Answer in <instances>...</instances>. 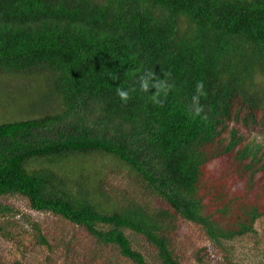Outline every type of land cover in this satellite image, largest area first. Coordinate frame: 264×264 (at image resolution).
Listing matches in <instances>:
<instances>
[{"label": "trees", "instance_id": "1", "mask_svg": "<svg viewBox=\"0 0 264 264\" xmlns=\"http://www.w3.org/2000/svg\"><path fill=\"white\" fill-rule=\"evenodd\" d=\"M251 129L264 131V0H0V237L22 228L44 257L0 264H75L59 220L95 241L86 264H150L130 234L182 264L180 220L214 248L255 232L264 144Z\"/></svg>", "mask_w": 264, "mask_h": 264}, {"label": "rangeland", "instance_id": "2", "mask_svg": "<svg viewBox=\"0 0 264 264\" xmlns=\"http://www.w3.org/2000/svg\"><path fill=\"white\" fill-rule=\"evenodd\" d=\"M3 80L1 84L6 85L11 89L14 84L19 83L16 78L12 76ZM248 138H254L264 144V131L262 129H251L248 133ZM216 166L211 165V170H215ZM210 180L219 179L222 184L225 180L230 184L234 183L231 175L218 177L216 171L208 172ZM263 179H260V188L263 189ZM259 188V190H260ZM9 201L18 205L25 214L36 219H44V214H37L31 211L24 200L18 198H9ZM154 203V201H152ZM52 219V218H51ZM53 220V219H52ZM56 220V219H55ZM58 220V219H57ZM60 228L64 229L68 235V239L71 240V252L70 256L75 261V264H86V258L95 253L97 245L93 238L82 228L69 225L66 222L60 223V220L56 222ZM23 231L22 228L18 230ZM16 236L19 239L20 233ZM24 232L25 244L28 245V250L25 249L24 253L15 241H7L5 238L0 237V255L5 261L12 262L14 258H29V261L40 263L43 260V251L40 247L32 244V237L30 233ZM22 233V232H21ZM133 238V244L135 247L141 249L150 264H162L154 254V249L150 247L141 237L130 234ZM23 237V238H24ZM174 252L180 257L182 264H232L233 262H243L244 264H264V216L259 218L255 223V232L246 233L241 236H237L231 240H224L221 246L212 247L209 243L205 232L202 228L189 222L180 220V227L178 232L173 237ZM203 246H210L212 255H206L204 252L200 256V259L196 258L197 252L201 250ZM56 256H60L63 253V248L55 249ZM60 258L56 259L60 264ZM124 262L123 264H125Z\"/></svg>", "mask_w": 264, "mask_h": 264}, {"label": "clouds", "instance_id": "3", "mask_svg": "<svg viewBox=\"0 0 264 264\" xmlns=\"http://www.w3.org/2000/svg\"><path fill=\"white\" fill-rule=\"evenodd\" d=\"M152 76H153V74L149 73L148 74V79H151ZM148 79L144 80L143 84H142V87L144 88L145 91H147V89L149 88ZM155 86H157V85H155ZM158 87L160 89H163V90L166 91L168 88L172 87V85L167 84V82H165V81H161V82H159ZM197 87H198V91H199V90H201L203 88V85L200 84ZM117 91H118V95L120 96V98L126 102L128 100V98H129V93L127 91L121 90V89H118ZM200 110L201 109L199 107H197L196 108V113L198 114L200 112Z\"/></svg>", "mask_w": 264, "mask_h": 264}]
</instances>
